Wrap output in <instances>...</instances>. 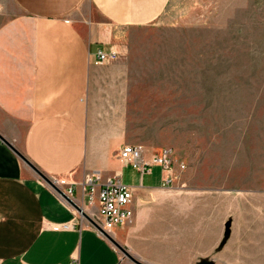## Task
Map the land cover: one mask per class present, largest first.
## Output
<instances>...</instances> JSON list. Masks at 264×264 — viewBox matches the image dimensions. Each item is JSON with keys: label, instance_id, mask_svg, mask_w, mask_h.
Instances as JSON below:
<instances>
[{"label": "crops", "instance_id": "1", "mask_svg": "<svg viewBox=\"0 0 264 264\" xmlns=\"http://www.w3.org/2000/svg\"><path fill=\"white\" fill-rule=\"evenodd\" d=\"M173 7L174 0H0V264H137L26 160L72 189L92 217L99 202L89 201L86 175L99 174L100 187L108 178L132 186L134 215L110 236L144 264H194L174 258V207L210 195L179 178L164 184L159 165L142 174L120 158L131 111L162 107L138 80L160 77L139 59L161 57L163 45L132 34L170 24ZM99 50L120 57L98 64ZM145 148L150 158L155 148Z\"/></svg>", "mask_w": 264, "mask_h": 264}, {"label": "rangeland", "instance_id": "2", "mask_svg": "<svg viewBox=\"0 0 264 264\" xmlns=\"http://www.w3.org/2000/svg\"><path fill=\"white\" fill-rule=\"evenodd\" d=\"M168 23L132 34L163 53L139 59L162 107L131 111L130 144L172 148L179 182L210 195L176 202L174 258L264 264V0H174Z\"/></svg>", "mask_w": 264, "mask_h": 264}, {"label": "built area", "instance_id": "3", "mask_svg": "<svg viewBox=\"0 0 264 264\" xmlns=\"http://www.w3.org/2000/svg\"><path fill=\"white\" fill-rule=\"evenodd\" d=\"M119 57L120 54L117 51L99 50L96 62L102 64L117 60ZM120 158L125 165H133L142 174L150 171L153 165L161 166L164 184L174 182L178 178V172L185 168V165L176 159L172 148L154 150L150 158H146L144 145L127 144L122 148ZM100 181L99 174H88L84 180V189L90 203L98 199L99 209L93 218L99 226L109 232L118 226L125 225L133 217L134 188L113 178H108L100 187ZM69 192L72 193V189ZM68 226L69 224L63 225V227Z\"/></svg>", "mask_w": 264, "mask_h": 264}, {"label": "water", "instance_id": "4", "mask_svg": "<svg viewBox=\"0 0 264 264\" xmlns=\"http://www.w3.org/2000/svg\"><path fill=\"white\" fill-rule=\"evenodd\" d=\"M40 175L41 177L47 181V183H49L63 198H65L68 202H70L85 218H87L89 220V222H91L96 228H98L103 234H105L108 238H110V240H112V242H114V244L126 255L128 256L130 259H132L134 262H136L137 264H144L142 262H140L138 259L134 258L129 252L128 250L122 246L120 243H118L116 240H114L110 234L105 231L101 226H99V224L95 221V219L88 214L82 207H80L78 204H76L72 198H70V196H68L51 178H49L48 176H46L45 174H43L42 172H40V170H38L35 166H33L32 163H30L28 160H26Z\"/></svg>", "mask_w": 264, "mask_h": 264}]
</instances>
